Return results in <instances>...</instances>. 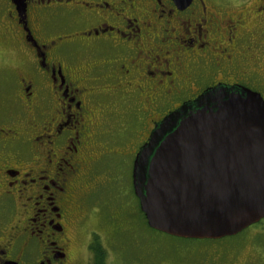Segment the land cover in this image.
Wrapping results in <instances>:
<instances>
[{
    "label": "flooded vegetation",
    "instance_id": "1",
    "mask_svg": "<svg viewBox=\"0 0 264 264\" xmlns=\"http://www.w3.org/2000/svg\"><path fill=\"white\" fill-rule=\"evenodd\" d=\"M0 14L22 58V110L0 121V264H74L75 213L104 155L136 159L167 115L220 84L264 98V0H0ZM114 115L135 135L122 149L104 142Z\"/></svg>",
    "mask_w": 264,
    "mask_h": 264
},
{
    "label": "water",
    "instance_id": "2",
    "mask_svg": "<svg viewBox=\"0 0 264 264\" xmlns=\"http://www.w3.org/2000/svg\"><path fill=\"white\" fill-rule=\"evenodd\" d=\"M133 186L148 225L175 237L221 239L260 222L264 98L220 84L167 115L136 156Z\"/></svg>",
    "mask_w": 264,
    "mask_h": 264
},
{
    "label": "rangeland",
    "instance_id": "3",
    "mask_svg": "<svg viewBox=\"0 0 264 264\" xmlns=\"http://www.w3.org/2000/svg\"><path fill=\"white\" fill-rule=\"evenodd\" d=\"M21 59L0 14V121L4 117V122L9 121L10 113L19 114L22 110L16 93L10 91L15 74L20 71L16 68ZM126 103L134 105L129 100ZM103 106L108 109L107 105ZM112 106L115 110L122 109V105ZM128 114L131 116L130 112ZM128 114L126 112L123 117L129 119ZM120 120L119 115H114L111 122L116 125L111 127L110 123L107 126L110 131L104 142L109 147L121 145L122 149L127 147L128 136L135 139L133 130L118 123ZM6 123L12 125L11 122ZM134 161L130 153L107 154L100 159L93 177L100 180L101 185L75 213L81 222H75L74 264H91L87 246L92 238L98 239L106 250L105 264H246L253 260L252 257L264 261V234H254L257 228L264 226V219L237 236L222 240L176 238L151 228L134 191Z\"/></svg>",
    "mask_w": 264,
    "mask_h": 264
},
{
    "label": "trees",
    "instance_id": "4",
    "mask_svg": "<svg viewBox=\"0 0 264 264\" xmlns=\"http://www.w3.org/2000/svg\"><path fill=\"white\" fill-rule=\"evenodd\" d=\"M96 243L94 246V250L96 253V260L94 264H105L106 263V250L102 247L101 243H99V240L96 239Z\"/></svg>",
    "mask_w": 264,
    "mask_h": 264
}]
</instances>
